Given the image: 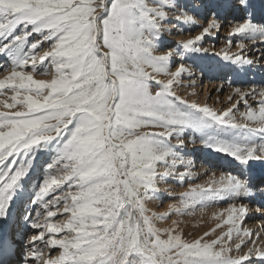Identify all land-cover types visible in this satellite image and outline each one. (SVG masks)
<instances>
[{
  "label": "snow or ice",
  "instance_id": "snow-or-ice-1",
  "mask_svg": "<svg viewBox=\"0 0 264 264\" xmlns=\"http://www.w3.org/2000/svg\"><path fill=\"white\" fill-rule=\"evenodd\" d=\"M225 28L240 52L223 60L251 65L245 42L264 43V0H0V221L9 225L0 264H251L253 256L264 264V248L241 228L244 201L264 198V89H235L242 122L240 101L218 111L176 92L185 78L195 84L192 54H207L202 42ZM257 95L254 108L247 99ZM186 133L237 167L190 185L169 214H150L159 184L194 166L182 151ZM45 147L54 159L21 219L14 202ZM221 201L228 207L199 238L185 239L180 221L157 227ZM234 232L254 245L239 257ZM243 247L241 239L235 251Z\"/></svg>",
  "mask_w": 264,
  "mask_h": 264
},
{
  "label": "rangeland",
  "instance_id": "rangeland-1",
  "mask_svg": "<svg viewBox=\"0 0 264 264\" xmlns=\"http://www.w3.org/2000/svg\"><path fill=\"white\" fill-rule=\"evenodd\" d=\"M181 28H189L190 25H182L179 26ZM180 32H178L179 34ZM193 35L199 34V30L196 29L195 31L188 32ZM173 37L177 36V34L172 35ZM227 36V35H226ZM225 37V36H224ZM222 35L219 33V35L216 37V40H213L211 38H205V40L202 42V46L207 49V54H199L195 53L192 54L191 60L188 61V63L192 66L193 71L195 72V76L193 77L195 84L190 86L191 82L189 79L185 78L183 81V85L178 87L176 89L177 95L180 96L182 99L187 100L189 103L196 102L200 104L201 106H204L207 104L208 106L214 108L215 110H225L228 107H231L233 104H236L237 101H240L239 104H237L238 111L235 112V115L237 117L238 122H242V118L240 116L241 113L246 111L245 104L243 101L240 100V97L235 94V89L240 88L242 91L248 90L251 91L252 89H256L257 92H259L261 89L264 88V80L262 82H257L256 76H254L252 72L253 67H258L256 63L262 64V69L264 70V43H258L257 48L262 47L260 50L254 48L252 51L246 50L244 51L245 56L251 57V60L253 63L249 65L250 67L246 69L247 72V78H241L239 77L241 75H238V72H236L234 69H230L227 74L224 77L218 76L215 77V82H220L221 86H218L219 89H214L213 91H209L208 96L209 98L218 96L220 99V103L217 106H212L209 102V99L207 96H202L203 91L205 88L208 87L207 79L213 78L211 76L206 77V82L202 79L204 76H207L208 70L217 69V72L222 75L225 72H222L221 66L222 64H226V61L221 60L219 56L213 55V52H215L214 48L216 49L218 44L223 43V48L227 50L226 52L231 53L235 52L237 49L236 41L239 40V37L232 38L233 44L231 47L228 46L227 43V37L222 42ZM169 41V42H167ZM166 42L171 44L172 46L177 41L176 39H168ZM247 42V41H246ZM181 43V41H180ZM234 50V51H232ZM248 58V57H247ZM5 61L4 57H0V64H3ZM47 64V62H45ZM259 68V67H258ZM213 73V72H212ZM211 74V73H210ZM262 77L264 78V71ZM35 79H49V75H36L34 77ZM210 80V79H209ZM206 86L204 87L203 86ZM216 86V85H215ZM252 86V87H251ZM225 95L232 96V101H229L228 97L224 99L223 97ZM236 99V100H235ZM216 100V99H215ZM252 107L256 108L258 107V101H252V99H249ZM237 134L240 130H235ZM185 147L183 148V152L185 153V159L187 161H194L196 164L194 166L190 167L188 169L189 175L184 180H180L178 177H172L167 182H161L159 184L160 193L157 199L149 201L147 204L148 209L151 213H155L156 215L160 214H169V204H176L177 206H180V200L183 193L188 191L190 185H206L209 181L210 177L213 173H215L217 176L221 172H226L231 167L225 166V169L222 171H218L216 168H212L208 164H198L200 162V158H204L207 162V159L213 160L212 165L216 163L220 158L227 159L230 164H234L230 161V158L220 155L219 153L213 152L209 148L202 147L199 142L193 144L190 143V136H187V133L185 134ZM173 143H176V141H173ZM53 148L52 147H45L40 148L37 151L33 153V160L31 165V170L29 174L24 178L22 182V189L20 193L18 194L14 206H13V213L15 216L22 219L24 213L26 211L32 210L35 206L31 204V194L36 190L37 183L42 179V177L45 174L46 167L51 161L54 159L53 156ZM210 163V162H209ZM218 165V164H217ZM205 167V168H202ZM236 165L231 168L233 169ZM255 168L259 169L262 167V165L256 164L254 165ZM201 170V171H200ZM234 170V169H233ZM179 171L183 172L184 169L180 168ZM244 203H247L251 207L255 206L257 202L253 201L249 203L248 201H244ZM259 205V211L263 212V206L264 204H258ZM228 207L227 202H217L216 204L205 207V208H197L194 213L192 214H177L175 212L171 213L169 215V218L163 221H157V227L160 228H167L169 225H171L172 221H180V227L183 229V234L185 239L192 240L195 238H199L203 236L205 232H211L213 228H215L218 221L214 219L213 213L218 212L224 208ZM15 211V212H14ZM62 211V209H61ZM256 212V209L255 211ZM255 214V213H253ZM253 217H257L253 215ZM59 221H64L67 219L66 216H60L57 218ZM261 220V218H259ZM255 221V220H254ZM244 222H251L250 218H245L243 220ZM241 225L242 230L249 229V226L246 228L244 225ZM257 224L256 226H258ZM8 224H5L3 221H0V233H5L7 231ZM256 227L253 228V231ZM262 228L264 229V223H262ZM221 230H217V232L214 235H210L206 237L207 240L215 239L216 235L220 234ZM223 231H226V227L223 229ZM260 231L258 232V234ZM254 235V233H253ZM253 235L251 239L253 240ZM241 239L244 240L245 246L247 245V242L251 245V242L249 241L248 237H244L241 235L238 237L235 232L233 233V238L231 241V247L233 248L232 255L239 257L246 253L249 249L245 250V247L239 252L235 251L236 244L241 242ZM264 243V237L261 238V241L258 244ZM251 247V246H250ZM54 254H58V251Z\"/></svg>",
  "mask_w": 264,
  "mask_h": 264
},
{
  "label": "bare ground",
  "instance_id": "bare-ground-1",
  "mask_svg": "<svg viewBox=\"0 0 264 264\" xmlns=\"http://www.w3.org/2000/svg\"><path fill=\"white\" fill-rule=\"evenodd\" d=\"M220 34L222 35V38H223L222 39V42H223L224 39L226 37H228V29L227 28L223 29L220 32ZM192 36H194V35L193 34H190L188 32H180L175 37H173V36L167 37V40L174 38V39L177 40L175 43H180V41L182 43V42H184V41L192 38ZM233 38H235V37H233ZM215 40H216V38H215ZM167 42H169V41H167ZM245 43H246V48L245 49L246 50H249L250 49L249 51H252V49H254V48H256L258 50H260L262 48V47H260V48H257L256 47L259 42H257L255 45H253L250 42H245ZM223 46H224L223 43L222 44H218V46H216L217 48L216 49L214 48L215 52H213V54L214 53L217 54V56H219L221 60H223V54H224V52L227 51V50L224 49L225 47L223 48ZM237 49L238 50H236L235 52H231V53H228V54L229 55H235L236 53H239L240 52V49H239L238 46H237ZM232 51H234V50H232ZM246 57H248L249 59H251V57H249V56H246ZM5 62H6V59H5L4 63ZM256 65L259 68L258 67L257 68L256 67H253L252 68V72H253L254 76H256L257 82H259V81L262 82L264 80V78L262 77L263 71H264L262 69V66H261L262 64L260 65V64L256 63ZM249 67L250 66L248 64L240 65V64H238V63H236L234 61L233 62L226 61V64H222V66H221L222 72H225L224 74L223 73H222V75L219 74L217 72V69H214V70L210 69V70H208L207 76H204L202 79L206 82V77L209 78V76H211L213 78H209L210 80L207 79V82L206 83L208 84V87L205 88V90L202 93V96H205V97L207 96V98L209 99V102L211 103L212 106L213 105L214 106L219 105V103H220L219 95L217 97L214 96L212 98L211 97L209 98V96H208L209 91H213L214 89H217V88L219 89L218 86H221V83L220 82H217V81L215 82V80H216L215 77H218V76L224 77L230 69H232V70L234 69L236 72H238V75H241L238 80H240L241 78H247L246 69L249 68ZM184 81H186V80H184ZM203 86H204V84H203ZM205 86H206V84H205ZM244 91H248V90H244ZM227 97H228V95H225L223 98L226 99ZM249 99H252V101H259L260 97L258 95L255 97V99H253L252 97H248V99H247V102L249 101L248 103H250V100ZM199 160H200V162L198 164H200V165L201 164H205V165L208 164V165L211 166V169L214 167L218 171H222L223 169H225V166H230L231 168L234 166V164H230V162H228L227 159H224V158H220L216 163H214V165H212L213 160L207 159V162H206V160L204 158H202V159L200 158ZM194 164H196V162H194ZM236 167L237 166H235L233 169H236ZM202 168H205V167L202 166ZM254 201L257 202V204L255 206H253V207H251L249 205V211H248V214H247V218H250L251 219V222H247V223L244 222L243 225L246 228L249 226V229L248 230H250L252 232V234L254 233L253 240L256 241V245L255 246L264 248V243L258 244L261 241V238L264 237V229L262 228V223H264V206H263V212H260L259 209H258L259 208V205L258 204L259 203L260 204H264V198L256 197L254 199ZM255 209H256V212H254ZM253 213H255V214H253ZM252 214L255 215V216H257V217H253ZM259 218H261V220ZM257 224H259V225L256 226ZM254 227H256V228L253 231V228ZM8 231H9V226H7V231L5 233H7ZM259 231H260L259 236H257V234H258ZM250 246L253 247L254 245L252 243L250 245L249 242H247V245L245 246V250H247L248 247L251 248ZM251 264H259V261L256 260L255 256H253L252 261H251Z\"/></svg>",
  "mask_w": 264,
  "mask_h": 264
}]
</instances>
